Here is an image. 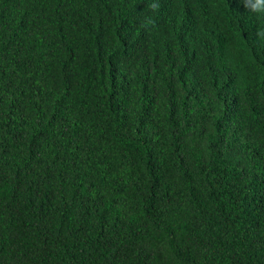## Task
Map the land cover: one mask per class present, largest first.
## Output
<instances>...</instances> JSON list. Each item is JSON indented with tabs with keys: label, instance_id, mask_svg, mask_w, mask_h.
Segmentation results:
<instances>
[{
	"label": "trees",
	"instance_id": "1",
	"mask_svg": "<svg viewBox=\"0 0 264 264\" xmlns=\"http://www.w3.org/2000/svg\"><path fill=\"white\" fill-rule=\"evenodd\" d=\"M255 0H0V264H264Z\"/></svg>",
	"mask_w": 264,
	"mask_h": 264
},
{
	"label": "clouds",
	"instance_id": "2",
	"mask_svg": "<svg viewBox=\"0 0 264 264\" xmlns=\"http://www.w3.org/2000/svg\"><path fill=\"white\" fill-rule=\"evenodd\" d=\"M244 6L248 7V0H244ZM252 10L260 13H264V0H255V3L252 5ZM261 36H264V32L259 33Z\"/></svg>",
	"mask_w": 264,
	"mask_h": 264
}]
</instances>
